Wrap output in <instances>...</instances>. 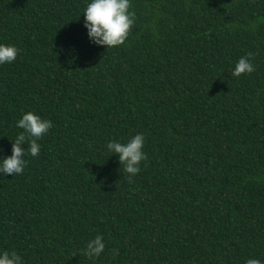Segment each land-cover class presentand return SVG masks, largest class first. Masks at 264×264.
<instances>
[{
  "label": "trees",
  "instance_id": "trees-1",
  "mask_svg": "<svg viewBox=\"0 0 264 264\" xmlns=\"http://www.w3.org/2000/svg\"><path fill=\"white\" fill-rule=\"evenodd\" d=\"M89 2L0 0V44L19 49L0 65V161L23 114L53 124L23 174H0V254L264 262V0H131L135 26L108 49L89 40ZM248 52L255 71L233 76ZM136 134L148 159L129 183L107 144Z\"/></svg>",
  "mask_w": 264,
  "mask_h": 264
},
{
  "label": "clouds",
  "instance_id": "clouds-1",
  "mask_svg": "<svg viewBox=\"0 0 264 264\" xmlns=\"http://www.w3.org/2000/svg\"><path fill=\"white\" fill-rule=\"evenodd\" d=\"M131 0H90L84 11V25L87 29L89 40L106 49L119 47L127 41L136 23V13L132 10ZM255 25H253V28ZM19 49L12 45L0 44V65L12 63L17 59ZM254 53L248 52L236 62L232 75L239 78L243 74L255 71L251 59ZM22 129L11 146L12 154L0 161V174L17 176L24 172L26 154L37 157L40 154V145L37 141L42 139L53 127L52 121L42 119L39 115L29 111L22 115L16 123ZM145 137L136 134L126 143L111 141L107 149L112 154H117L120 165L128 174L129 183L140 172V164L148 159L144 149ZM28 145L27 150L22 145ZM2 151V149H0ZM105 250L103 237L97 235L87 243L83 255L89 259L99 257ZM113 255H118V250H112ZM0 264H23L21 256L15 251H4L0 254ZM245 264H264L260 259H248Z\"/></svg>",
  "mask_w": 264,
  "mask_h": 264
}]
</instances>
